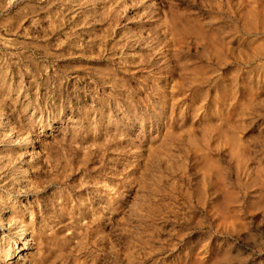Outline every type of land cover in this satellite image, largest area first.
Masks as SVG:
<instances>
[{
    "label": "rangeland",
    "instance_id": "obj_1",
    "mask_svg": "<svg viewBox=\"0 0 264 264\" xmlns=\"http://www.w3.org/2000/svg\"><path fill=\"white\" fill-rule=\"evenodd\" d=\"M8 223L0 264H264V0H0Z\"/></svg>",
    "mask_w": 264,
    "mask_h": 264
},
{
    "label": "bare ground",
    "instance_id": "obj_2",
    "mask_svg": "<svg viewBox=\"0 0 264 264\" xmlns=\"http://www.w3.org/2000/svg\"><path fill=\"white\" fill-rule=\"evenodd\" d=\"M11 230H13V229H12V225L10 223H8L6 225L0 224V241H6L7 242V240H8L7 238H9V234H10ZM28 240L29 239H27V236H23L20 239L18 238L16 240L13 239V243H14L13 248L10 247L11 246L10 243H9V247H7L8 248L7 250L9 251L8 255H10L12 253L13 258H15V259L16 258H18V259L22 258L23 259L24 258L23 250L28 249V247H26L29 245ZM8 242H9V240H8ZM4 248H5L4 244L0 243V250H1L0 253H2V251H4ZM21 255H22V257H21Z\"/></svg>",
    "mask_w": 264,
    "mask_h": 264
}]
</instances>
